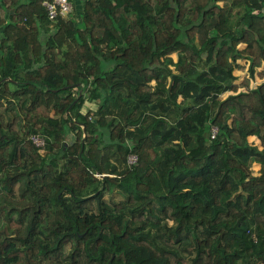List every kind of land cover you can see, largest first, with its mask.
Here are the masks:
<instances>
[{
  "label": "trees",
  "instance_id": "16d2710c",
  "mask_svg": "<svg viewBox=\"0 0 264 264\" xmlns=\"http://www.w3.org/2000/svg\"><path fill=\"white\" fill-rule=\"evenodd\" d=\"M46 1L0 0V264H264V0Z\"/></svg>",
  "mask_w": 264,
  "mask_h": 264
},
{
  "label": "built area",
  "instance_id": "2783aa9c",
  "mask_svg": "<svg viewBox=\"0 0 264 264\" xmlns=\"http://www.w3.org/2000/svg\"><path fill=\"white\" fill-rule=\"evenodd\" d=\"M45 5L48 9L49 17L56 19L59 15H67L73 11V4L70 0H52L51 2L46 1ZM218 132L216 127L212 129V137H215ZM33 141L38 146H44V140L39 136H33ZM139 156L136 153H132L128 156L129 165H134L138 162Z\"/></svg>",
  "mask_w": 264,
  "mask_h": 264
},
{
  "label": "rangeland",
  "instance_id": "374dc122",
  "mask_svg": "<svg viewBox=\"0 0 264 264\" xmlns=\"http://www.w3.org/2000/svg\"><path fill=\"white\" fill-rule=\"evenodd\" d=\"M240 46L244 47L245 45L241 44ZM173 57L175 59H177V55L176 54H174ZM245 63H246L245 60H243L242 64H245ZM246 66H247V63H246ZM235 74L238 76V79L236 80V83L239 84V85H242L241 83L248 76V72H247L246 68L245 69H236L235 70ZM263 81H264V63L262 64L261 67H259L257 69L256 77L251 79V87H256L257 85H259ZM245 89H246L245 86H241L238 91H242V90H245ZM230 93H232V92H227V93H225V95L230 94ZM249 140L251 142H255L256 144L261 146L260 145V141H259V139L257 137L251 136L249 138ZM252 167H253V170H254L255 174H258L260 172V164L254 163Z\"/></svg>",
  "mask_w": 264,
  "mask_h": 264
}]
</instances>
